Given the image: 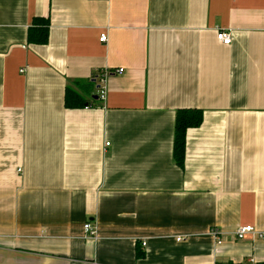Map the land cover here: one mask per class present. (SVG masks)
<instances>
[{
  "label": "crops",
  "instance_id": "0c3cea01",
  "mask_svg": "<svg viewBox=\"0 0 264 264\" xmlns=\"http://www.w3.org/2000/svg\"><path fill=\"white\" fill-rule=\"evenodd\" d=\"M104 68L123 71L101 101ZM179 109L203 112L182 165ZM248 224L264 228V0H0V264H264V238L233 234Z\"/></svg>",
  "mask_w": 264,
  "mask_h": 264
},
{
  "label": "trees",
  "instance_id": "16d2710c",
  "mask_svg": "<svg viewBox=\"0 0 264 264\" xmlns=\"http://www.w3.org/2000/svg\"><path fill=\"white\" fill-rule=\"evenodd\" d=\"M66 105L83 106L79 94L66 89ZM203 112L200 109H179L176 112L174 124L173 159L178 165H182L185 153V135L188 128L197 127L201 124Z\"/></svg>",
  "mask_w": 264,
  "mask_h": 264
},
{
  "label": "built area",
  "instance_id": "2783aa9c",
  "mask_svg": "<svg viewBox=\"0 0 264 264\" xmlns=\"http://www.w3.org/2000/svg\"><path fill=\"white\" fill-rule=\"evenodd\" d=\"M216 38L219 42L223 44H230L232 40V34L228 30H223L219 29L216 32ZM99 40L104 42L107 40V34L105 32L101 33L99 36ZM123 71V68H117L115 70H110L108 68H104L100 71L97 72V74L94 76L95 80L98 83V99L103 101L106 97V87H105V81L108 76L114 73H121ZM109 142H106V145H108ZM84 232L87 235H94L95 231L92 229L91 224L89 222H86L83 225ZM212 234L214 235L215 239L219 243L221 241L220 237L218 236V231L213 230ZM233 234L235 235L236 238L242 239L244 238L247 234L251 235H257L258 237L264 238V228L261 230H257L254 228V226L248 224V225H243L239 226Z\"/></svg>",
  "mask_w": 264,
  "mask_h": 264
},
{
  "label": "water",
  "instance_id": "95a60500",
  "mask_svg": "<svg viewBox=\"0 0 264 264\" xmlns=\"http://www.w3.org/2000/svg\"><path fill=\"white\" fill-rule=\"evenodd\" d=\"M94 98H98V96L97 95H94Z\"/></svg>",
  "mask_w": 264,
  "mask_h": 264
}]
</instances>
